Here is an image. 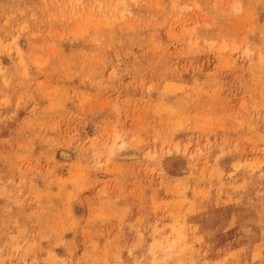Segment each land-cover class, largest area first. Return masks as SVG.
I'll use <instances>...</instances> for the list:
<instances>
[{"label":"rangeland","instance_id":"obj_1","mask_svg":"<svg viewBox=\"0 0 264 264\" xmlns=\"http://www.w3.org/2000/svg\"><path fill=\"white\" fill-rule=\"evenodd\" d=\"M0 264H264V0H0Z\"/></svg>","mask_w":264,"mask_h":264},{"label":"bare ground","instance_id":"obj_2","mask_svg":"<svg viewBox=\"0 0 264 264\" xmlns=\"http://www.w3.org/2000/svg\"><path fill=\"white\" fill-rule=\"evenodd\" d=\"M116 151V150H115ZM63 153V152H62ZM66 155V154H65Z\"/></svg>","mask_w":264,"mask_h":264}]
</instances>
